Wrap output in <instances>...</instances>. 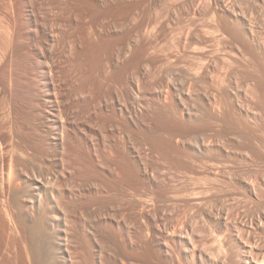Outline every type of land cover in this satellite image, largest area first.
I'll use <instances>...</instances> for the list:
<instances>
[{"label": "bare ground", "instance_id": "obj_1", "mask_svg": "<svg viewBox=\"0 0 264 264\" xmlns=\"http://www.w3.org/2000/svg\"><path fill=\"white\" fill-rule=\"evenodd\" d=\"M0 264H264V0H0Z\"/></svg>", "mask_w": 264, "mask_h": 264}]
</instances>
